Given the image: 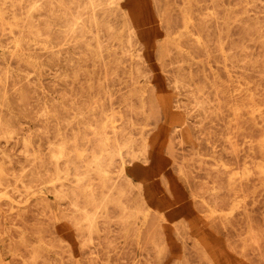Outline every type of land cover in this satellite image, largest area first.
Listing matches in <instances>:
<instances>
[{"label": "rangeland", "instance_id": "1", "mask_svg": "<svg viewBox=\"0 0 264 264\" xmlns=\"http://www.w3.org/2000/svg\"><path fill=\"white\" fill-rule=\"evenodd\" d=\"M0 264H264V0H0Z\"/></svg>", "mask_w": 264, "mask_h": 264}, {"label": "bare ground", "instance_id": "2", "mask_svg": "<svg viewBox=\"0 0 264 264\" xmlns=\"http://www.w3.org/2000/svg\"><path fill=\"white\" fill-rule=\"evenodd\" d=\"M100 2V1H99ZM36 4V3H35ZM38 5V4H37ZM93 5V4H92ZM32 9H33V7H32ZM148 21V20H147ZM164 35V34H163ZM176 38V37H175ZM174 39V38H173ZM110 51V50H109ZM226 65V64H225ZM239 69V68H238ZM100 83V82H99ZM240 83V82H239ZM228 84V83H227ZM110 98V97H109ZM176 117V116H175ZM95 119H97V118H95ZM178 119V118H177ZM108 120V119H107ZM102 121V120H101ZM106 122V121H105ZM179 122V121H178ZM133 123V122H132ZM105 124H107V123H105ZM187 124V123H186ZM182 125V124H181ZM102 126V125H101ZM93 132H95V131H93ZM230 136V135H229ZM101 138V137H100ZM116 138H117V136H116ZM117 140V139H116ZM106 141V140H105ZM106 143H109V141L108 142H106ZM106 143H104V144H106ZM125 144V143H124ZM125 146H126V144H125ZM128 146V145H127ZM124 147V146H123ZM49 148V147H48ZM54 148V147H53ZM125 148V147H124ZM127 148V147H126ZM64 150V149H63ZM61 153L62 152H60V155H61ZM121 155V154H120ZM52 156H54V157H58V156H55V155H52ZM81 156V155H80ZM62 157V156H61ZM82 158V157H81ZM97 161H100L99 159L97 160ZM225 168H227V167H225ZM243 173V172H242ZM249 173V172H248ZM243 177V176H242ZM78 178V177H77ZM83 178V177H82ZM95 223V222H94Z\"/></svg>", "mask_w": 264, "mask_h": 264}]
</instances>
